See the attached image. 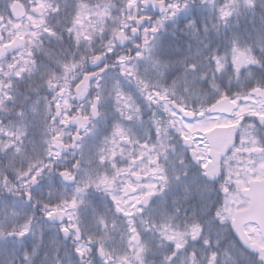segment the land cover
Segmentation results:
<instances>
[{"label":"snow or ice","instance_id":"1","mask_svg":"<svg viewBox=\"0 0 264 264\" xmlns=\"http://www.w3.org/2000/svg\"><path fill=\"white\" fill-rule=\"evenodd\" d=\"M0 264H264V0H0Z\"/></svg>","mask_w":264,"mask_h":264}]
</instances>
